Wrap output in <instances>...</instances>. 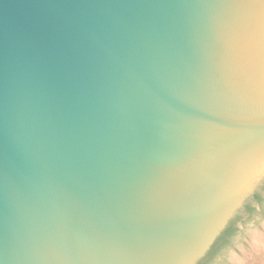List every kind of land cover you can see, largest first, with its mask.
Here are the masks:
<instances>
[{
	"label": "water",
	"instance_id": "95a60500",
	"mask_svg": "<svg viewBox=\"0 0 264 264\" xmlns=\"http://www.w3.org/2000/svg\"><path fill=\"white\" fill-rule=\"evenodd\" d=\"M264 177V0H0V264H197Z\"/></svg>",
	"mask_w": 264,
	"mask_h": 264
},
{
	"label": "rangeland",
	"instance_id": "374dc122",
	"mask_svg": "<svg viewBox=\"0 0 264 264\" xmlns=\"http://www.w3.org/2000/svg\"><path fill=\"white\" fill-rule=\"evenodd\" d=\"M256 192L264 196V177ZM210 264H264L263 197L261 200L251 197L239 209L227 243L213 256Z\"/></svg>",
	"mask_w": 264,
	"mask_h": 264
},
{
	"label": "trees",
	"instance_id": "16d2710c",
	"mask_svg": "<svg viewBox=\"0 0 264 264\" xmlns=\"http://www.w3.org/2000/svg\"><path fill=\"white\" fill-rule=\"evenodd\" d=\"M252 197H253V199L261 200V197H263V196H261L259 193L255 192ZM251 209L254 210L255 208L252 207ZM235 218H236V215H235V217H233L229 221L227 226L222 230V232L219 234V236L216 238V240L210 246V248L208 249L206 254L198 261L197 264H210L211 263V259L213 258V256L220 250L221 247L224 246V244L227 243V241L231 235L232 226L234 225Z\"/></svg>",
	"mask_w": 264,
	"mask_h": 264
},
{
	"label": "crops",
	"instance_id": "0c3cea01",
	"mask_svg": "<svg viewBox=\"0 0 264 264\" xmlns=\"http://www.w3.org/2000/svg\"><path fill=\"white\" fill-rule=\"evenodd\" d=\"M263 198H264V196H263ZM256 205H257V206H254V207L257 209L259 206H258V204H256Z\"/></svg>",
	"mask_w": 264,
	"mask_h": 264
}]
</instances>
